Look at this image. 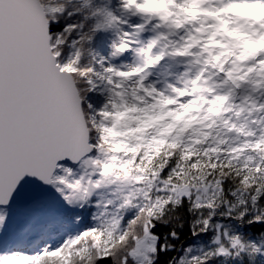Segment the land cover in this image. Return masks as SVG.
Masks as SVG:
<instances>
[{
	"label": "snow or ice",
	"instance_id": "snow-or-ice-1",
	"mask_svg": "<svg viewBox=\"0 0 264 264\" xmlns=\"http://www.w3.org/2000/svg\"><path fill=\"white\" fill-rule=\"evenodd\" d=\"M224 257L264 264V0H0V264Z\"/></svg>",
	"mask_w": 264,
	"mask_h": 264
},
{
	"label": "trees",
	"instance_id": "trees-1",
	"mask_svg": "<svg viewBox=\"0 0 264 264\" xmlns=\"http://www.w3.org/2000/svg\"><path fill=\"white\" fill-rule=\"evenodd\" d=\"M256 228H259V226H255ZM234 230V226L233 228H231ZM185 231H187V228L185 227ZM188 241H186L185 243H187ZM203 242L205 243H209L208 240H203ZM163 259V257H162ZM227 264H238L237 261H234L233 259H231V257H224V258H213L212 260V264H225V262ZM239 264H252L251 261H248V259L245 257L243 259V261L239 262ZM256 264H259V261L256 262Z\"/></svg>",
	"mask_w": 264,
	"mask_h": 264
},
{
	"label": "rangeland",
	"instance_id": "rangeland-1",
	"mask_svg": "<svg viewBox=\"0 0 264 264\" xmlns=\"http://www.w3.org/2000/svg\"><path fill=\"white\" fill-rule=\"evenodd\" d=\"M232 230H233V229L230 228V231H232ZM201 244L204 246L205 249H207L208 247L211 246L209 243H205V242H203V241H201ZM199 247H200V245H197V246L193 249V252H192L193 255L198 254L197 249H198ZM231 259H232V258H231ZM224 262H225V261H224ZM225 264H227V263L225 262Z\"/></svg>",
	"mask_w": 264,
	"mask_h": 264
}]
</instances>
